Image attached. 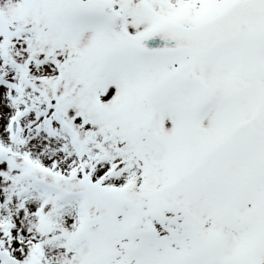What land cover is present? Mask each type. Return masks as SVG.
I'll return each instance as SVG.
<instances>
[{
    "label": "snow or ice",
    "instance_id": "1",
    "mask_svg": "<svg viewBox=\"0 0 264 264\" xmlns=\"http://www.w3.org/2000/svg\"><path fill=\"white\" fill-rule=\"evenodd\" d=\"M0 264H264V0H0Z\"/></svg>",
    "mask_w": 264,
    "mask_h": 264
}]
</instances>
